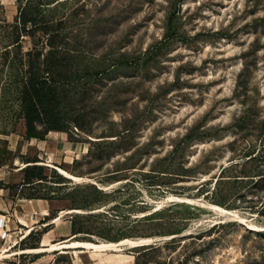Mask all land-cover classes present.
Returning <instances> with one entry per match:
<instances>
[{
  "label": "rangeland",
  "instance_id": "1",
  "mask_svg": "<svg viewBox=\"0 0 264 264\" xmlns=\"http://www.w3.org/2000/svg\"><path fill=\"white\" fill-rule=\"evenodd\" d=\"M20 3L0 0L3 264H264V0H70L64 32L101 74L46 144L21 107L27 52L43 74L45 49L30 35L13 46ZM35 158L48 179L24 184ZM46 236L120 250H29Z\"/></svg>",
  "mask_w": 264,
  "mask_h": 264
},
{
  "label": "trees",
  "instance_id": "2",
  "mask_svg": "<svg viewBox=\"0 0 264 264\" xmlns=\"http://www.w3.org/2000/svg\"><path fill=\"white\" fill-rule=\"evenodd\" d=\"M20 1L19 15L15 22L10 23L13 27L11 31L13 46L21 52L23 36L30 35L36 41L44 38L42 41L45 49L43 74L35 68L33 50L27 52L30 74L22 78L21 107L26 121L27 135L45 139L52 130L66 129L69 118L63 113L65 106L74 104V99H83L87 95L88 85L83 79L88 74L91 76L92 71L90 67L81 66L86 52L79 47L86 48L88 44H80L78 39L75 40L64 32L65 27H68L69 18L59 16L58 12L60 7L68 4L70 0ZM4 51L5 54H9L11 50L6 48ZM16 61V58L10 60L12 63ZM113 66L115 67L116 64ZM107 69L110 71L111 67ZM100 74L98 69L97 74H92L90 79H98ZM76 80L80 83L76 84ZM82 118L83 115H80L75 119L80 126ZM95 141L104 142V139ZM103 142L96 143L103 144ZM26 161L33 163L22 167L25 172L24 184L48 179L45 166L39 164L40 158ZM59 175L65 178L62 174ZM78 232L81 230L76 233Z\"/></svg>",
  "mask_w": 264,
  "mask_h": 264
},
{
  "label": "bare ground",
  "instance_id": "3",
  "mask_svg": "<svg viewBox=\"0 0 264 264\" xmlns=\"http://www.w3.org/2000/svg\"><path fill=\"white\" fill-rule=\"evenodd\" d=\"M70 147V146H69ZM77 150V149H76ZM68 152V151H67ZM71 152V150H70ZM76 152V151H75ZM47 164H50L52 166H56L53 162H52V157L51 156H47ZM40 162V161H39ZM16 163L18 165H24L25 163H23V161L21 160V158H17L16 159ZM24 167V166H23ZM58 167L64 174L68 175V176H72L74 177L75 179H81V178H84V177H79V176H75L73 175L72 173H70L69 171H67L66 169L62 168V167H59V166H56ZM218 212H225V210L223 208H218V207H214ZM230 216L231 217H234V218H239V219H243L242 216L238 215L237 213L235 212H231L230 213ZM57 220V219H54V221ZM26 224V223H25ZM34 226L32 224H29V226L27 227L26 229V235L29 234L32 230ZM15 238L13 237L11 234L8 235V243L10 241H12V239ZM48 237H44L43 239V242H42V246L39 247V248H35V249H29V250H36V251H49V250H54V249H62L63 251L62 252H68L69 250L67 248H75L74 250H76L77 253L81 252L82 250H86L84 247H88L90 248L91 251H93L94 253H98L100 251H105V250H109V249H115V250H120L118 246H115V245H112V244H107V243H104L103 241L102 242H88V241H79V240H73V241H65V242H60V243H52V242H49ZM7 243V245L2 249L1 251V254H0V264H2L3 260L6 259V257L9 256L10 253H8V249H9V244ZM83 249H80L82 248ZM73 250V252H74ZM127 261V260H126ZM120 262H124V259L121 258V261ZM127 263V262H126ZM125 263V264H126Z\"/></svg>",
  "mask_w": 264,
  "mask_h": 264
},
{
  "label": "crops",
  "instance_id": "4",
  "mask_svg": "<svg viewBox=\"0 0 264 264\" xmlns=\"http://www.w3.org/2000/svg\"><path fill=\"white\" fill-rule=\"evenodd\" d=\"M41 141L44 142V144L47 143V140L46 139H40ZM41 149H43L42 147V144H41ZM41 157V156H40ZM31 200V199H29ZM7 207V206H6ZM3 215H6V214H3ZM56 250V249H54ZM63 251V250H62ZM70 251V250H69ZM73 251V250H72ZM46 257V255H42V257H39L36 261H34L33 263H22V264H54L52 261H49L47 263H43L42 260ZM3 262V261H2ZM3 264V263H2ZM4 264H19V263H16V262H5Z\"/></svg>",
  "mask_w": 264,
  "mask_h": 264
}]
</instances>
